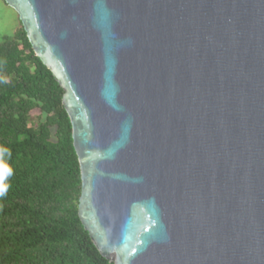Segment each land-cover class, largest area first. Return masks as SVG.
<instances>
[{
	"label": "water",
	"instance_id": "obj_1",
	"mask_svg": "<svg viewBox=\"0 0 264 264\" xmlns=\"http://www.w3.org/2000/svg\"><path fill=\"white\" fill-rule=\"evenodd\" d=\"M5 1L65 91L100 253L264 264V0Z\"/></svg>",
	"mask_w": 264,
	"mask_h": 264
},
{
	"label": "trees",
	"instance_id": "obj_2",
	"mask_svg": "<svg viewBox=\"0 0 264 264\" xmlns=\"http://www.w3.org/2000/svg\"><path fill=\"white\" fill-rule=\"evenodd\" d=\"M64 93L23 25L0 41V147L10 152L0 153L8 186L0 264H114L79 217L81 169Z\"/></svg>",
	"mask_w": 264,
	"mask_h": 264
},
{
	"label": "rangeland",
	"instance_id": "obj_3",
	"mask_svg": "<svg viewBox=\"0 0 264 264\" xmlns=\"http://www.w3.org/2000/svg\"><path fill=\"white\" fill-rule=\"evenodd\" d=\"M22 26L18 13L5 0H0V41Z\"/></svg>",
	"mask_w": 264,
	"mask_h": 264
},
{
	"label": "clouds",
	"instance_id": "obj_4",
	"mask_svg": "<svg viewBox=\"0 0 264 264\" xmlns=\"http://www.w3.org/2000/svg\"><path fill=\"white\" fill-rule=\"evenodd\" d=\"M0 153H8V155H10L9 150L6 148H2V147H0ZM11 174H12V170L10 168H8L7 169V175H11ZM3 179H4V177L0 176V198H3L4 196H6L7 190H8V186L4 185L2 183Z\"/></svg>",
	"mask_w": 264,
	"mask_h": 264
}]
</instances>
